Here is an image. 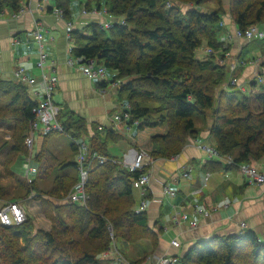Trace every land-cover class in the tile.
<instances>
[{"label": "trees", "instance_id": "obj_1", "mask_svg": "<svg viewBox=\"0 0 264 264\" xmlns=\"http://www.w3.org/2000/svg\"><path fill=\"white\" fill-rule=\"evenodd\" d=\"M21 1L0 0V10L17 11ZM70 1L55 0L67 19ZM203 1L85 0V10L92 4L101 8L104 3L106 14L118 23L108 29H101L99 22L73 29L72 54L94 58L115 72L112 81L119 82L118 96L130 106L129 123L137 120L138 129L166 127L165 134L151 137V158L177 155L187 140L199 133L194 118L209 115L213 142L205 140L220 155L232 158L233 163L225 168H237L264 155V83L254 80L246 92L221 87L227 70L218 58L230 47L219 41L220 22L227 13L242 31L251 25L264 26V0H213L217 6L210 12L198 9ZM85 29L90 35L84 34ZM202 44L214 53L198 57L195 50ZM104 84L103 80L98 82L100 87ZM35 104L22 82L0 76V127L12 129L8 145H1V149L8 147L3 165L15 180L16 194H21L6 201L31 195L51 222L49 229L38 228L35 233L30 232L33 218L27 213L19 225L0 223V264H115L101 254L118 239L128 243L148 240L150 249H155L158 234L148 227L146 211L133 209L132 183L148 167L129 171L107 153V138L114 134L121 138L117 131L108 129L106 136L95 133L90 138V156L96 153L107 160L99 163L88 157L87 197L82 205L66 199L78 180L77 162L59 159L44 146L36 155L39 172L31 183L10 169L16 156L27 151L24 139ZM63 114L60 109L58 120L64 132L50 133L80 137L82 120L63 121ZM68 139V146L76 153V145ZM206 164L215 168L221 162L209 160ZM44 181L49 185H43ZM7 196L6 189L0 190V198ZM54 199L67 201L57 203ZM148 254L145 251L143 257ZM179 264H264V240L250 228L199 238L179 256Z\"/></svg>", "mask_w": 264, "mask_h": 264}, {"label": "crops", "instance_id": "obj_2", "mask_svg": "<svg viewBox=\"0 0 264 264\" xmlns=\"http://www.w3.org/2000/svg\"><path fill=\"white\" fill-rule=\"evenodd\" d=\"M73 1H70V7ZM22 3L27 5L23 14L16 18H11L7 14L0 19V76L7 80L22 82L26 86L30 99L35 101L38 99V93L42 92L43 86L40 81V70L36 65L39 48L32 31L35 22H40L43 29L42 44L47 64L54 62L52 70L58 77L52 98L66 114L65 116L63 114L62 120L81 119L83 129H81L80 138L87 145L95 133L106 136L108 129L112 132L117 131L121 138L118 139L116 134L109 136L106 151L118 161L131 162L139 149H146L150 152L153 146L151 137L165 134L166 127L153 126L138 129L137 125L131 123L126 125L122 121L114 127L113 116L120 113L128 104L125 98L118 96L117 87L113 85L112 79L115 72L105 73L103 78L105 84L100 87L99 81L89 79L82 74L79 63H67V58L73 55L72 51L69 52L73 44L71 35L68 37L65 32L66 22H72L73 30L81 29L91 22L103 21L108 17L101 10L104 9L103 5L96 13H90L88 10L85 13V0H82L79 6L80 11L74 14L70 10L72 16L67 19L60 18L52 12V8L56 6L55 0H22ZM223 20L219 41L223 42L226 47H230L232 60L240 58L247 61L250 58L261 57L255 65L249 63L237 67L235 74L239 80L248 86L257 75H262L264 79V55H256L253 50L247 53L248 45L252 40L235 39L233 33L236 25L229 16ZM260 27L264 28V26ZM84 34L87 35L86 29ZM225 35H232V38L224 41ZM199 55L198 57L206 55L205 48L199 52ZM19 66L25 68L26 77L35 78L36 81L29 84L17 79L14 71ZM47 71L51 72V69ZM229 74L228 70L226 81L221 85L223 89L226 88ZM211 123L212 118L210 117L207 124L196 125L199 133L195 138H189L177 155L170 158H152L147 169L150 173L149 184L143 190L133 188V192L136 193L134 204L142 198L148 199L146 209L148 227L158 234L155 249H150L151 245L148 240L134 243L115 240L114 245L117 250L121 251L122 248L128 250L129 248L133 258L128 259L134 261L135 264H155V256L162 254L173 255L175 264L179 256L199 238L238 233L248 228L254 230L259 238L264 240V186L250 184L238 167L225 168L221 163L219 167L208 168L206 163L209 160H218L209 158L197 147V141L208 139L213 142L209 136ZM59 134L69 140V137L62 133L36 134L32 162L37 168L36 155L44 146L53 153L55 152L54 154L59 159L76 162L77 152L74 153L67 143L57 146L47 141L50 137L55 139ZM24 156L26 159V153ZM249 165L262 171L264 155L250 162ZM166 185L175 192L173 197L163 192ZM16 200L22 204L24 209L33 206L34 201L39 203L31 195L12 199V201ZM27 200L30 201L28 204H26ZM65 200L57 201V203H63ZM5 202L7 201L2 202L0 206ZM175 212L187 213L190 219L198 222L197 227L191 228L186 222L174 223L172 217ZM242 221L246 224L244 229L240 227ZM172 238L179 241L178 248L170 244ZM145 251L149 254L144 258Z\"/></svg>", "mask_w": 264, "mask_h": 264}, {"label": "built area", "instance_id": "obj_3", "mask_svg": "<svg viewBox=\"0 0 264 264\" xmlns=\"http://www.w3.org/2000/svg\"><path fill=\"white\" fill-rule=\"evenodd\" d=\"M27 9V5L22 3L17 11L8 13L5 10H0V19L5 17L7 14L11 18H16L19 15L23 14ZM99 8L95 7L92 4V8L88 10L90 13H96ZM103 13L106 14L105 9H101ZM52 12L56 14L58 17H64L63 11L61 8L54 6L52 8ZM86 13L87 10H84ZM224 19V18H223ZM117 22L112 17H107L103 21H99V27L101 29H108ZM118 23V22H117ZM120 23H123L121 20ZM221 26L224 24V20L220 22ZM72 22H66L65 32L69 37L72 31ZM42 25L40 22H35L33 28V37L35 38L36 42L38 43L39 48V55L38 60L36 62L37 68L40 70V81L43 86V90L41 93H38V99L36 100V104L32 108V113L34 117L29 122V131L27 136L24 139V145L26 148V167L23 173V179L31 183L37 175V166L33 164L32 160L34 157V138L36 134H47L53 131L57 132H64L63 124L58 120V114L61 109L58 105H56L53 101L52 95L56 88L58 77L55 72H53L52 67L54 66V62H49L47 64L46 53L43 50V33H42ZM233 37L238 40H252L253 38L264 39V28H261L258 25H251L245 31L240 30L238 27L234 28ZM232 38V35H225L223 40H229ZM226 47V45H224ZM72 49L70 47L69 52ZM206 54L214 53V50L210 47L205 48ZM229 56V49L223 51V56L219 59V63L223 64L224 58ZM260 61V58H252L249 61H245L244 59L236 58L229 63V77L226 82V88L229 86H233L243 92H246L247 85L240 84L237 76L235 74V70L238 66H243L247 63L250 64H257ZM68 64L79 63L81 67L82 74L89 78L95 79L96 81H102L104 75L106 73V68L104 65L99 64L96 62L94 58H87L84 57H76L74 55L69 56L67 58ZM47 69H51V72H48ZM234 72V73H233ZM14 75L17 79L26 82V83H34L36 80L35 78H29L25 76V68L19 66L15 69ZM257 82L262 83L264 82L262 75H257L255 79ZM117 82H113L114 87H117ZM130 106L127 104L125 108L118 114L113 116L114 127H116L117 123L124 122L126 125L129 123L131 119V113L129 111ZM131 124L137 125V120H132ZM101 128V127H99ZM127 129V127H126ZM72 142L77 147V155H76V162H77V170H78V180L70 189L67 194L66 199L72 202H76L78 204H84L86 200V194L84 191L85 181L88 175V157H91L90 161L96 159L99 163H103L107 160L106 157L102 155H98L96 153H92L91 156L89 154L88 145L80 138V137H73L68 135ZM197 147L201 149L209 158L216 159L220 161L223 165H231L232 158L229 155H220L214 146L207 142V141H197ZM151 156L149 155L146 149H139L136 152V155L131 162L128 161H119L122 166L128 168L129 171L141 170L144 167H148L151 163ZM238 170L243 174L250 184L255 185H263L264 186V168L262 171L256 170L253 166L245 163L238 164ZM150 181V173L148 170L142 172L132 183V187L134 189L143 190L145 186L149 184ZM165 194H168L170 197L175 195V192L170 190L168 185L164 186ZM148 199L142 198L140 201L133 205V209L136 212L139 211H146L148 206ZM26 220V211L22 204L19 201H7L3 205L0 206V223L6 226L11 225H19ZM174 223L186 222L191 228H195L198 225L196 220L190 219L187 213H178L172 217ZM241 228H246V224L242 221L240 222ZM170 244L173 247L178 248L180 243L177 239L172 238L170 239ZM103 258H111L115 262V264H134V262L130 261L129 259L125 258L124 254L115 248V245L112 244L111 247L104 251L101 254ZM174 256L171 254H162L159 256H155V264H174Z\"/></svg>", "mask_w": 264, "mask_h": 264}, {"label": "rangeland", "instance_id": "obj_4", "mask_svg": "<svg viewBox=\"0 0 264 264\" xmlns=\"http://www.w3.org/2000/svg\"><path fill=\"white\" fill-rule=\"evenodd\" d=\"M80 1H82V0H74L73 2H71L70 10L73 11L74 14H76L77 12L80 11V9H79ZM216 6H217V4H216L215 1H213V0H205L199 5L198 9L200 11H203V12H210V11L214 10L216 8ZM103 7H104V3H103ZM185 7H187V5H185ZM225 7L227 8V1L225 2ZM71 16L72 15H70V17ZM227 16H229V15L226 13V14L223 15V18L225 19V17H227ZM86 31H87V35H90L91 31L90 30H86ZM260 42L262 44H264V42H262L261 39L253 38L251 43L248 45V50L249 51L247 53H249L251 50H253V51H255L256 55H264V46H262V44ZM203 48H205V45L202 44L199 48H197L195 50V53L197 54V56H200L199 52H201V50ZM250 56L251 55H249V57ZM232 58H233V56L231 54V51L229 50V56L224 58V62L222 64V65H224L226 67L227 71L230 70L229 69V63L231 62ZM259 58H261V57H259ZM219 59L220 58H218V63H219ZM249 60H251V58L248 59L247 61H249ZM247 64H249V63H247ZM237 70H238V68L235 70L236 73H237ZM112 71H113L112 69L107 68L106 73L109 74ZM237 79H238L240 84L243 83L242 81L239 80L238 76H237ZM258 85H260V84H258ZM248 88L249 87L247 86L246 91H248ZM210 117L211 116H209V115L207 117H205V118H202L201 116H196L194 118L195 119V124L196 125H198L199 123L207 124L209 122V120H210ZM11 133H12V129L8 125H4V126L0 127V188H1L0 190L6 189V191L8 192L7 198L6 197L5 198H0V204L2 202L6 201V200H9V198L16 197V195H21V194H16L17 190H16L15 180L10 175L6 174L5 166L3 165L5 159H7V157H8V147L6 146L3 149H1L2 148L1 145L3 144V142L4 143L6 142V145H8V142L10 141ZM53 139H54L53 137H50V139L48 138L47 141L50 144L57 145V146L67 143L66 137L61 135V134L56 136L54 140ZM26 165H27V163H26L25 156H24L23 153H20L14 159V163L12 164L11 169L18 177H20L22 179L23 178L24 169H25ZM43 185H49V184H48V182L44 181ZM135 194L136 193L133 192V196L134 197H136ZM54 200L55 201H61L60 199L59 200L58 199H54ZM29 202L30 201L27 200L26 204H28ZM32 204H33V206H31L29 208H25L26 212H28V214L33 218V222H32L33 224L31 225V231L30 232L31 233H35L36 229H38V228L49 229L50 225H51V222L42 213L41 208H40V202L37 203V202L34 201ZM24 205H25V203H24ZM20 243L22 244L23 241L20 240ZM121 252H123L125 258H130V259L133 258V255L129 251V248H128V250L122 248ZM175 264H179V260H176Z\"/></svg>", "mask_w": 264, "mask_h": 264}, {"label": "bare ground", "instance_id": "obj_5", "mask_svg": "<svg viewBox=\"0 0 264 264\" xmlns=\"http://www.w3.org/2000/svg\"><path fill=\"white\" fill-rule=\"evenodd\" d=\"M69 137V136H68Z\"/></svg>", "mask_w": 264, "mask_h": 264}]
</instances>
